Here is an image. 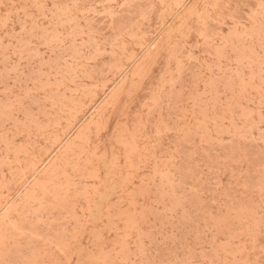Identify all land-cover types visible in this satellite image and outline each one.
Instances as JSON below:
<instances>
[{
  "label": "rangeland",
  "instance_id": "rangeland-1",
  "mask_svg": "<svg viewBox=\"0 0 264 264\" xmlns=\"http://www.w3.org/2000/svg\"><path fill=\"white\" fill-rule=\"evenodd\" d=\"M0 264H264V0H0Z\"/></svg>",
  "mask_w": 264,
  "mask_h": 264
}]
</instances>
